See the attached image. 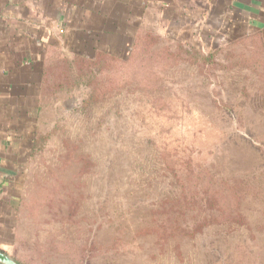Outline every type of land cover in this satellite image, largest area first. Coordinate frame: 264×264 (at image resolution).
<instances>
[{
  "label": "rangeland",
  "instance_id": "obj_1",
  "mask_svg": "<svg viewBox=\"0 0 264 264\" xmlns=\"http://www.w3.org/2000/svg\"><path fill=\"white\" fill-rule=\"evenodd\" d=\"M196 33L144 26L121 56L60 66L7 255L264 264V35Z\"/></svg>",
  "mask_w": 264,
  "mask_h": 264
},
{
  "label": "crops",
  "instance_id": "obj_2",
  "mask_svg": "<svg viewBox=\"0 0 264 264\" xmlns=\"http://www.w3.org/2000/svg\"><path fill=\"white\" fill-rule=\"evenodd\" d=\"M179 23L205 39L264 35V0H0V251L13 239L44 106L57 98L48 88L63 86L60 66L121 56L144 26Z\"/></svg>",
  "mask_w": 264,
  "mask_h": 264
},
{
  "label": "trees",
  "instance_id": "obj_3",
  "mask_svg": "<svg viewBox=\"0 0 264 264\" xmlns=\"http://www.w3.org/2000/svg\"><path fill=\"white\" fill-rule=\"evenodd\" d=\"M100 56H104V57H112V56H110V55H106V54H102V53H100V54H98L95 58H97V57H100ZM95 58H94V60H95ZM81 59V58H80ZM86 63H88L89 62V60H85V59H83ZM94 60H92V61H94ZM36 143H37V136H36V134H35V137H34V139H33V150H32V154H34V152H35V147H36ZM205 203H206V206H208V207H210L211 205L212 206H214L215 204H214V202L212 201V199L210 198V197H208V198H206L205 199ZM165 205H168V203L167 202H165ZM14 259V258H13ZM15 260V259H14ZM18 264H22V263H20L18 260H15Z\"/></svg>",
  "mask_w": 264,
  "mask_h": 264
},
{
  "label": "water",
  "instance_id": "obj_4",
  "mask_svg": "<svg viewBox=\"0 0 264 264\" xmlns=\"http://www.w3.org/2000/svg\"><path fill=\"white\" fill-rule=\"evenodd\" d=\"M0 264H18L14 259L0 251Z\"/></svg>",
  "mask_w": 264,
  "mask_h": 264
}]
</instances>
